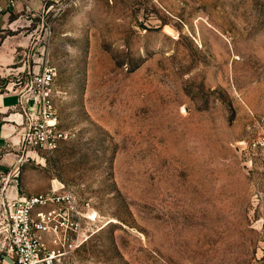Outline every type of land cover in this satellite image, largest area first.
<instances>
[{"label": "rangeland", "instance_id": "1", "mask_svg": "<svg viewBox=\"0 0 264 264\" xmlns=\"http://www.w3.org/2000/svg\"><path fill=\"white\" fill-rule=\"evenodd\" d=\"M45 67L67 138L0 196L76 197L63 264H264V0H44L0 25L1 92Z\"/></svg>", "mask_w": 264, "mask_h": 264}, {"label": "built area", "instance_id": "2", "mask_svg": "<svg viewBox=\"0 0 264 264\" xmlns=\"http://www.w3.org/2000/svg\"><path fill=\"white\" fill-rule=\"evenodd\" d=\"M21 0L0 4L8 15ZM44 1V0H42ZM33 8L26 4L25 11ZM55 72L45 67L25 88L29 101L18 145L49 153L67 138L57 127L51 100ZM264 145V144H262ZM84 215L76 197L62 186L44 195L7 198L0 201V247L11 264H63L88 241Z\"/></svg>", "mask_w": 264, "mask_h": 264}, {"label": "crops", "instance_id": "3", "mask_svg": "<svg viewBox=\"0 0 264 264\" xmlns=\"http://www.w3.org/2000/svg\"><path fill=\"white\" fill-rule=\"evenodd\" d=\"M2 6H6V0H0ZM28 4L32 8H41L42 0H21L18 6L13 9L8 15H0V25L7 22L11 13H17L25 10V5ZM25 89L10 90L1 92L0 90V173L8 175V184L13 181V171L11 167L15 164V149H22L18 142L20 141L19 134L22 132L25 125V109L30 105L26 98ZM17 198L14 193H6L0 196V201L7 198ZM21 196H18V198ZM0 264H11L10 259L2 253L0 248Z\"/></svg>", "mask_w": 264, "mask_h": 264}]
</instances>
